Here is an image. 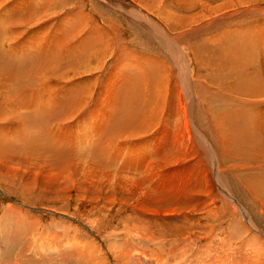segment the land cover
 <instances>
[{
	"label": "rangeland",
	"instance_id": "rangeland-1",
	"mask_svg": "<svg viewBox=\"0 0 264 264\" xmlns=\"http://www.w3.org/2000/svg\"><path fill=\"white\" fill-rule=\"evenodd\" d=\"M262 124L264 0H0V264H254Z\"/></svg>",
	"mask_w": 264,
	"mask_h": 264
},
{
	"label": "bare ground",
	"instance_id": "bare-ground-1",
	"mask_svg": "<svg viewBox=\"0 0 264 264\" xmlns=\"http://www.w3.org/2000/svg\"><path fill=\"white\" fill-rule=\"evenodd\" d=\"M131 11V10H130ZM129 12V11H128ZM16 15H18V16H21L22 14L21 13H17ZM29 23V22H28ZM82 34V33H81ZM167 46H168V51L170 50L171 51V53H172V44L170 43V42H168L167 43ZM79 48V47H78ZM169 51V52H170ZM171 53H170V55H171ZM177 58H179L178 56H177ZM246 82V84L245 85H243V89L245 90V91H251V86L249 85L250 83H248L247 81H245ZM245 86V87H244ZM55 103V102H54ZM66 103V102H65ZM229 119V118H228ZM230 122V121H229ZM242 125H247V119H246V117L243 115V117H242ZM262 133L264 134V124H262ZM95 145V148H97V147H99V145H100V143H99V145H97V143H95L94 144ZM96 161H97V159H96ZM256 230V229H255ZM252 237H254V236H252ZM251 237V238H252ZM253 240H247V243H248V245H251L250 244V242H252ZM255 241H256V243L254 244L253 243V245L255 246L257 243H258V239L256 240V237H255ZM256 249H258L259 251H257V250H255L254 249V251H255V256H254V254H252L251 252H246V255L249 257V258H251V259H253V261H254V264H260V262H258V259L257 258H259V256L258 255H260L261 257H262V254H263V260H262V264H264V240L262 241V246H259L258 248H256ZM248 251V250H247ZM197 253V252H196ZM195 253V254H196ZM234 254H236V253H234ZM197 255V254H196ZM232 255H233V253H232ZM198 256V255H197ZM234 256H237V255H234ZM139 257V256H138ZM141 257V256H140ZM130 258H132V257H130ZM231 260H229L228 258L227 259H223V260H219V261H217L215 264H237V261L239 260V258H237V260H233V258H230ZM132 260V259H131ZM117 262V261H116ZM118 263V262H117ZM119 264V263H118ZM132 264V263H131ZM134 264V263H133Z\"/></svg>",
	"mask_w": 264,
	"mask_h": 264
}]
</instances>
